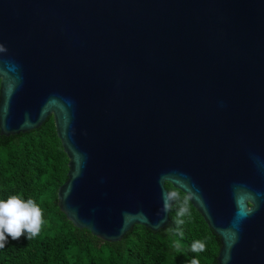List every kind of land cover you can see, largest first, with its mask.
I'll return each mask as SVG.
<instances>
[{"label":"water","instance_id":"1","mask_svg":"<svg viewBox=\"0 0 264 264\" xmlns=\"http://www.w3.org/2000/svg\"><path fill=\"white\" fill-rule=\"evenodd\" d=\"M48 116L74 227L156 232L168 182L217 264H264V0H0V136Z\"/></svg>","mask_w":264,"mask_h":264},{"label":"trees","instance_id":"2","mask_svg":"<svg viewBox=\"0 0 264 264\" xmlns=\"http://www.w3.org/2000/svg\"><path fill=\"white\" fill-rule=\"evenodd\" d=\"M67 163L52 116L30 132L0 136V200L13 195L31 198L44 221L31 240L9 238L0 249V264H190L193 258L200 264H217L219 237L184 195L174 200L169 222L156 232L135 225L121 241L108 243L74 227L57 201L58 188L67 180ZM186 199L191 216L177 225V212ZM195 240L206 241L204 252L191 250ZM176 241L182 245L179 250Z\"/></svg>","mask_w":264,"mask_h":264},{"label":"clouds","instance_id":"3","mask_svg":"<svg viewBox=\"0 0 264 264\" xmlns=\"http://www.w3.org/2000/svg\"><path fill=\"white\" fill-rule=\"evenodd\" d=\"M178 197V193H165L163 196L162 211L167 213L170 210L171 203ZM191 216V209L187 199L182 203L177 212V225L184 224V217ZM44 223L43 213L36 202L29 198L25 200L21 196H9L6 200H0V249L5 248L9 238L19 240L25 237L28 240L38 236L41 226ZM183 237V232H179ZM174 247L179 250L182 245L179 241L174 243ZM191 250L196 253L206 250L205 240H195L191 245ZM190 264H200V261L193 258Z\"/></svg>","mask_w":264,"mask_h":264},{"label":"flooded vegetation","instance_id":"4","mask_svg":"<svg viewBox=\"0 0 264 264\" xmlns=\"http://www.w3.org/2000/svg\"><path fill=\"white\" fill-rule=\"evenodd\" d=\"M165 188L166 190L168 191V193H172V192H175V193H178V196L179 195H184L181 191H179L178 189H175L172 187V185L168 182H165ZM185 196V195H184ZM186 197V196H185ZM187 198V197H186Z\"/></svg>","mask_w":264,"mask_h":264}]
</instances>
